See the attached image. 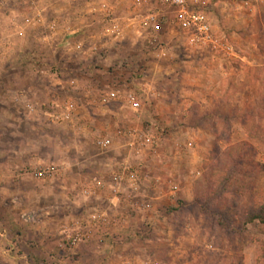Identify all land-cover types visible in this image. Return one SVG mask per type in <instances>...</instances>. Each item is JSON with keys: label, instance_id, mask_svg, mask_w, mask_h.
I'll list each match as a JSON object with an SVG mask.
<instances>
[{"label": "rangeland", "instance_id": "374dc122", "mask_svg": "<svg viewBox=\"0 0 264 264\" xmlns=\"http://www.w3.org/2000/svg\"><path fill=\"white\" fill-rule=\"evenodd\" d=\"M119 1L115 19L108 0H0V264H264L247 222L264 204V0L204 7L230 54L172 8ZM128 127L155 145L136 151ZM124 163L134 183L114 181Z\"/></svg>", "mask_w": 264, "mask_h": 264}, {"label": "built area", "instance_id": "2783aa9c", "mask_svg": "<svg viewBox=\"0 0 264 264\" xmlns=\"http://www.w3.org/2000/svg\"><path fill=\"white\" fill-rule=\"evenodd\" d=\"M147 3L148 0H143ZM212 0H155L156 3L172 8L175 13V18L178 24L190 35L192 43H195L201 49H210L223 54H230L231 47L224 39H220L214 32L212 23L210 21L208 13L204 10ZM246 6H249L253 0H239ZM157 14L149 13L143 19V23H152L156 20ZM112 31H119L118 26H114ZM120 97L118 91H111L104 93L101 97L102 102L116 100ZM125 99L133 104L135 107L138 105L135 97L132 93L125 96ZM133 106V107H134ZM125 134L127 136V143L129 146L136 147L138 151L142 147H153L155 145V137L144 131L142 128L128 127L125 131L117 130L116 136ZM112 139L110 136L98 139L96 145L101 149H107L111 146ZM54 173V167L48 166L39 168L35 172L38 178H45L46 176H52ZM113 179L116 182L127 180L130 183H134V174L129 171L127 164L124 163V167L121 171L113 174ZM115 190V189H114ZM86 192H88L86 190ZM94 218V216H93ZM77 237L72 238V244H76Z\"/></svg>", "mask_w": 264, "mask_h": 264}, {"label": "crops", "instance_id": "0c3cea01", "mask_svg": "<svg viewBox=\"0 0 264 264\" xmlns=\"http://www.w3.org/2000/svg\"><path fill=\"white\" fill-rule=\"evenodd\" d=\"M120 3V1L119 0H108V4L111 6V10H112V8H113V16H114V18L116 19V17H118V13H117V10L113 7V5L116 7L118 4ZM109 6V7H110ZM116 11V12H115ZM130 12L131 11H129V9H128V11H126V13L129 15L130 14ZM134 12H136V11H132V13H133V15H132V17L134 16L135 18H133V19H131V20H134V21H136V20H138V16H139V14H135ZM135 14V15H134ZM141 17V16H140ZM150 86H151V83H146V85L144 84V87H145V90H146V92H148L147 94H149L150 92H149V89H150ZM153 94V93H152ZM181 98H183V96L181 97ZM195 99H192L191 97H184L183 99H180V102H181V104H183L184 105V107H183V110H182V116H181V118H183V119H188V117L190 118L191 117V112H190V106H192L194 103H196L197 101H194ZM206 101H208V99H206V98H203L202 100H201V102H202V104L204 103V102H206ZM111 112V114L113 115V114H115V116H116V113L114 112V111H110ZM177 128L175 129V130H177L178 128H179V126H176ZM182 129H189L188 127L186 128V126H180ZM198 128V130L201 128L200 126H198L197 127ZM197 128H194L195 130L197 129ZM194 129L192 128L191 129V131H194ZM174 130V129H173ZM174 130V131H175ZM188 131V130H187ZM191 142V141H190ZM190 142H188L189 144H191ZM23 239V238H22ZM21 240V237L20 236H17V244H21L22 243V241H20ZM36 240V241H35ZM33 239V241H28V244H30V246L31 247H33V248H35V246H38L37 244H36V242L38 241L37 239ZM25 244V243H24ZM21 245H23V243L21 244ZM26 258V256L25 255H22V256H20V258H19V260H22V259H25Z\"/></svg>", "mask_w": 264, "mask_h": 264}, {"label": "trees", "instance_id": "16d2710c", "mask_svg": "<svg viewBox=\"0 0 264 264\" xmlns=\"http://www.w3.org/2000/svg\"><path fill=\"white\" fill-rule=\"evenodd\" d=\"M222 118L223 119H227L226 115H222ZM249 135L251 136V138L255 139V140H258L261 144H263V147H264V142L263 141H260V138L254 134L252 131H250ZM255 205L253 204V207L254 208ZM256 209V212H253L251 213V215H249L248 219H247V222H253V221H258L262 224H264V204L262 205H258L257 207H255ZM213 212H216V214H223L222 212L220 213L218 210H215ZM218 223L220 225H226V222L224 223V220L222 219V217H219L218 216Z\"/></svg>", "mask_w": 264, "mask_h": 264}]
</instances>
